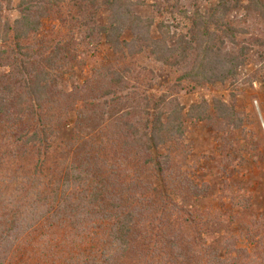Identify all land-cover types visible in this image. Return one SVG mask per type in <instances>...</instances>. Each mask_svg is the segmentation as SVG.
<instances>
[{
	"label": "trees",
	"instance_id": "16d2710c",
	"mask_svg": "<svg viewBox=\"0 0 264 264\" xmlns=\"http://www.w3.org/2000/svg\"><path fill=\"white\" fill-rule=\"evenodd\" d=\"M11 2L0 0V264H264L263 217L242 223L251 249L229 232L211 245V225L231 219L189 207L208 186L181 164L186 119L237 122L231 106L215 97L185 112L176 96L167 101L171 93H161L154 105L145 95L137 113L117 117L126 102L118 93L128 86L127 69L114 66L146 50L179 69L181 82L238 79L249 46L234 49L243 30L229 15L241 0L192 12L165 0L166 12L189 20L185 33L172 28L176 18L141 17L135 0H19L20 16L1 25ZM62 3L74 12L64 19L72 35L54 42L42 21L57 16ZM247 8L264 14V0ZM101 11L108 12L103 24ZM77 31L103 35L117 62L69 90L63 70L77 57Z\"/></svg>",
	"mask_w": 264,
	"mask_h": 264
},
{
	"label": "rangeland",
	"instance_id": "374dc122",
	"mask_svg": "<svg viewBox=\"0 0 264 264\" xmlns=\"http://www.w3.org/2000/svg\"><path fill=\"white\" fill-rule=\"evenodd\" d=\"M135 1L134 10L141 17L155 19L156 22L164 19L173 21L176 18L172 28L187 32L189 20L179 14L171 16L166 12L165 0ZM179 1L192 12L197 8L205 10L218 0ZM251 1L241 0L238 10H233L229 15L234 25L243 30L238 35L239 45H235L234 49L244 44L249 46L246 63L238 68V79L230 78L233 83L227 81L221 85L205 81L195 84L189 79L181 82L177 80L181 74L179 69L164 65L147 50L117 62L116 55L103 35L90 39L80 31L75 33L74 47L71 46L77 57L64 66L63 70L65 85L70 90L83 86L92 72L104 71L106 66L115 65L116 62L114 67L117 69H127L126 73L122 72L126 75L128 87L118 93L126 95V102L123 101L118 106L121 110L117 115L124 111L137 113L145 95L152 99L154 105L161 93H171L167 101L176 96L185 105V112L192 103L206 99L212 104L215 97H220L231 106L229 111L237 115V122L218 115L206 120L193 117L186 119V130L182 138L183 150L186 152L181 164L195 183L208 186L207 193L194 197L189 207L197 208L200 213L217 210L221 212L220 219L223 221L231 219L229 224L223 222L211 225L212 235L205 234L208 243L217 245L221 237L229 232L238 237L239 247L247 249L253 246L247 244L241 234L242 223H249L253 217L264 218V14L249 11L247 6ZM18 4L19 0H12L5 8L1 25L6 20L13 22L20 16ZM157 5H161L160 10ZM68 9L67 3H62L57 16L52 14L53 17H46L42 21V33L47 38L54 39V42L58 38L68 40L72 35L68 25L71 21L64 20L68 15L74 14ZM107 13L100 12L97 21L99 24L106 22ZM56 30L60 33L57 34ZM11 46L13 43L9 41L5 47ZM232 47L231 43L227 44V48ZM107 98L109 97L101 98L100 101ZM77 106L80 107L79 104ZM71 114L74 116L73 111ZM109 121L106 123L109 124ZM175 198L178 199L176 196Z\"/></svg>",
	"mask_w": 264,
	"mask_h": 264
}]
</instances>
